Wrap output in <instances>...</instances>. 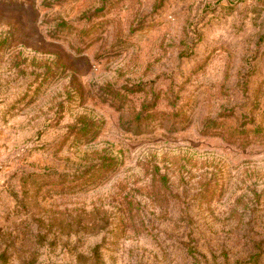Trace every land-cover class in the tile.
<instances>
[{
	"label": "rangeland",
	"instance_id": "1",
	"mask_svg": "<svg viewBox=\"0 0 264 264\" xmlns=\"http://www.w3.org/2000/svg\"><path fill=\"white\" fill-rule=\"evenodd\" d=\"M0 264H264V0H0Z\"/></svg>",
	"mask_w": 264,
	"mask_h": 264
}]
</instances>
